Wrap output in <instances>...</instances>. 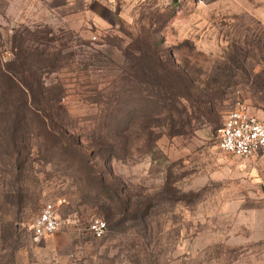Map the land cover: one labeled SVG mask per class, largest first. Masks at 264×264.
Returning a JSON list of instances; mask_svg holds the SVG:
<instances>
[{
	"label": "rangeland",
	"instance_id": "374dc122",
	"mask_svg": "<svg viewBox=\"0 0 264 264\" xmlns=\"http://www.w3.org/2000/svg\"><path fill=\"white\" fill-rule=\"evenodd\" d=\"M106 2L105 19H87L0 0L1 62L11 66L18 44L49 52L39 59L61 67L42 77L62 87L68 122L90 140L104 103L138 73L127 68L136 48L160 39L207 91L218 127L188 108L200 122L180 135L162 131L148 144L133 132L126 153L75 166L47 163L38 141H24L30 153L15 161L0 141V264H264V152L234 157L217 142L237 105L264 121V0ZM47 202L59 227L34 241L31 223ZM95 218L106 224L101 237L89 231Z\"/></svg>",
	"mask_w": 264,
	"mask_h": 264
},
{
	"label": "trees",
	"instance_id": "16d2710c",
	"mask_svg": "<svg viewBox=\"0 0 264 264\" xmlns=\"http://www.w3.org/2000/svg\"><path fill=\"white\" fill-rule=\"evenodd\" d=\"M169 3L179 5L176 0ZM142 43L136 48L140 58L127 66L138 73L122 79L127 90L104 103L107 111H100L102 124L93 130L90 140L68 122L62 87L48 85L42 77L61 67L39 59L49 52L38 48L31 51L18 44L11 48V66L3 64L0 57V141L11 147L15 161L30 153L24 141L42 143L44 148L38 152L47 163L60 159L75 166L96 157L117 158L128 151L133 132L148 144H155L162 131L177 136L191 120L200 122L199 116L188 114V108L205 117L208 126L217 128L219 121L206 106L207 91L199 89L195 79L175 63L173 50L163 48L160 39ZM100 99L96 100L101 106ZM18 141L25 145L18 148Z\"/></svg>",
	"mask_w": 264,
	"mask_h": 264
},
{
	"label": "built area",
	"instance_id": "2783aa9c",
	"mask_svg": "<svg viewBox=\"0 0 264 264\" xmlns=\"http://www.w3.org/2000/svg\"><path fill=\"white\" fill-rule=\"evenodd\" d=\"M182 0H176L180 4ZM218 147L234 157L245 158L264 152V121L252 115L244 106L237 105L226 112L218 129ZM59 227V219L52 202L45 203L31 223V237L34 241L52 234ZM106 224L95 218L89 224V231L101 237Z\"/></svg>",
	"mask_w": 264,
	"mask_h": 264
},
{
	"label": "crops",
	"instance_id": "0c3cea01",
	"mask_svg": "<svg viewBox=\"0 0 264 264\" xmlns=\"http://www.w3.org/2000/svg\"><path fill=\"white\" fill-rule=\"evenodd\" d=\"M8 1V0H7ZM44 7L54 10L62 16L90 19V16L104 18L110 12L106 1L109 0H38Z\"/></svg>",
	"mask_w": 264,
	"mask_h": 264
}]
</instances>
